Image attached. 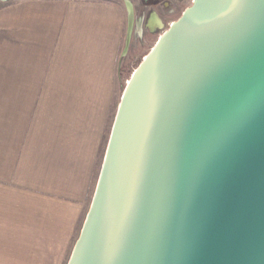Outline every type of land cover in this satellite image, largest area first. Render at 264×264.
Here are the masks:
<instances>
[{"label":"water","instance_id":"obj_1","mask_svg":"<svg viewBox=\"0 0 264 264\" xmlns=\"http://www.w3.org/2000/svg\"><path fill=\"white\" fill-rule=\"evenodd\" d=\"M67 264H264V0H193L158 38Z\"/></svg>","mask_w":264,"mask_h":264},{"label":"crops","instance_id":"obj_2","mask_svg":"<svg viewBox=\"0 0 264 264\" xmlns=\"http://www.w3.org/2000/svg\"><path fill=\"white\" fill-rule=\"evenodd\" d=\"M127 16L104 0L0 6V264H67L99 177Z\"/></svg>","mask_w":264,"mask_h":264},{"label":"rangeland","instance_id":"obj_3","mask_svg":"<svg viewBox=\"0 0 264 264\" xmlns=\"http://www.w3.org/2000/svg\"><path fill=\"white\" fill-rule=\"evenodd\" d=\"M12 1V0H11ZM107 2H115L116 4L120 5L122 9L125 11L126 15H128V21L131 23V28L128 31V35L123 37L122 49H121V70L119 74L120 83L116 88V92L113 96L110 97L108 100V108L106 109V122L107 123V130H106V137L103 143L102 151L99 158V166H98V174L102 163L103 153L105 148L107 147L108 139L111 133L112 125L115 119V115L117 112L118 105L120 103L121 96L123 91L127 85V81H129L132 73L134 70L138 68L141 64L143 59L148 55L150 50L156 44L158 38L165 33L169 26L177 21L181 15H176L169 17L164 22L163 29H152L149 30L145 26L141 27L142 16L137 10L134 8L139 2L138 0H104ZM4 5V2H0V6ZM191 5V1H189L186 5L188 8ZM136 10V11H135ZM151 15L145 16V22L149 23ZM153 22V21H151ZM129 26V24H128ZM98 174L96 178L98 177ZM94 191V190H93ZM93 192L91 191V195ZM81 226V225H80ZM81 228V227H80ZM80 230V229H79ZM79 235V231L77 232V238ZM75 241H73L74 244ZM73 245L69 249L67 253V262L70 257V252L72 250ZM0 263H2L0 259Z\"/></svg>","mask_w":264,"mask_h":264},{"label":"flooded vegetation","instance_id":"obj_4","mask_svg":"<svg viewBox=\"0 0 264 264\" xmlns=\"http://www.w3.org/2000/svg\"><path fill=\"white\" fill-rule=\"evenodd\" d=\"M189 1L192 4L193 0H138L134 8L142 16L141 27L145 26L149 30L163 29L166 19L182 15ZM146 15H151L149 23L144 21Z\"/></svg>","mask_w":264,"mask_h":264}]
</instances>
